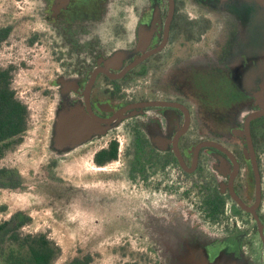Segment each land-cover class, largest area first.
I'll list each match as a JSON object with an SVG mask.
<instances>
[{"label":"flooded vegetation","instance_id":"af4514ba","mask_svg":"<svg viewBox=\"0 0 264 264\" xmlns=\"http://www.w3.org/2000/svg\"><path fill=\"white\" fill-rule=\"evenodd\" d=\"M35 1L51 169L94 167L50 173L58 200L155 264H264V88L243 81L239 0Z\"/></svg>","mask_w":264,"mask_h":264},{"label":"rangeland","instance_id":"374dc122","mask_svg":"<svg viewBox=\"0 0 264 264\" xmlns=\"http://www.w3.org/2000/svg\"><path fill=\"white\" fill-rule=\"evenodd\" d=\"M35 2L0 0V28L10 30L0 44V69L12 67L11 88L28 111L26 130L0 157V169L19 177L18 186L0 188V222L15 212L28 216L29 222L21 232L43 233L53 241L60 248L53 264H65L84 255L91 257L90 264H155L154 255L142 252L145 246L138 240L104 237L109 234H101V230L107 231L110 226L88 221L86 211L76 205L70 208L56 197L50 173L66 182L94 167L84 158L77 161L76 168L60 161L54 171L51 169L47 137L50 105L37 91L51 79L50 43L36 21ZM39 33L42 36L33 39Z\"/></svg>","mask_w":264,"mask_h":264},{"label":"trees","instance_id":"16d2710c","mask_svg":"<svg viewBox=\"0 0 264 264\" xmlns=\"http://www.w3.org/2000/svg\"><path fill=\"white\" fill-rule=\"evenodd\" d=\"M9 28H0V44L7 38ZM11 69H0V157L17 142L16 137L26 130L28 111L11 88ZM19 177L13 171L0 169V188L18 186ZM28 216L13 213L0 222V264H53L60 248L43 233H25ZM89 255L72 258L65 264H90Z\"/></svg>","mask_w":264,"mask_h":264},{"label":"water","instance_id":"95a60500","mask_svg":"<svg viewBox=\"0 0 264 264\" xmlns=\"http://www.w3.org/2000/svg\"><path fill=\"white\" fill-rule=\"evenodd\" d=\"M66 0H59L63 2ZM237 15L239 25L243 33L242 48L248 54L256 55L257 68L247 70L244 75L245 88H255L258 83L264 88V0H239L237 4ZM62 134L59 135L58 145L65 146V141L69 138L67 135L68 127L62 126ZM52 143H50V146ZM180 264H200V261L188 260ZM202 264H204L202 262ZM216 264H245L239 258L221 259Z\"/></svg>","mask_w":264,"mask_h":264}]
</instances>
